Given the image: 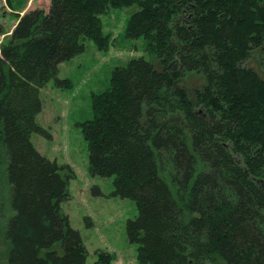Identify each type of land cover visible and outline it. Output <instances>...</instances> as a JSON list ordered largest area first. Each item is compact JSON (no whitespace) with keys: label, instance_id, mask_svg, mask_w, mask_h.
<instances>
[{"label":"trees","instance_id":"obj_1","mask_svg":"<svg viewBox=\"0 0 264 264\" xmlns=\"http://www.w3.org/2000/svg\"><path fill=\"white\" fill-rule=\"evenodd\" d=\"M132 4L125 36L143 37L158 66L132 57L91 94L93 117L81 123L91 173L135 202L127 231L138 264H264V0H50L18 15L0 43L7 264H86L60 206L68 166L30 138L48 136L36 122L40 88L72 85L58 64L86 38L106 50L99 14ZM254 53L263 74L245 64ZM189 71L205 80L194 100L177 84ZM111 260L100 253L93 264Z\"/></svg>","mask_w":264,"mask_h":264},{"label":"rangeland","instance_id":"obj_2","mask_svg":"<svg viewBox=\"0 0 264 264\" xmlns=\"http://www.w3.org/2000/svg\"><path fill=\"white\" fill-rule=\"evenodd\" d=\"M50 0H0V43L5 41L18 15L34 8L48 10ZM138 9L136 4L110 7L99 14L102 31L110 37L106 50L97 48L93 40L84 39V49L70 59L58 64V77L71 80L70 87H58L54 79L39 90L41 111L36 122L43 126L48 136L31 134L35 148L59 165H66L70 176L67 182L68 196L61 203L71 227L77 229L87 249L86 264H93L100 253L112 256L110 264H138L137 244L127 231V222L138 215L135 202L113 195L112 176L93 175L88 163L87 142L81 131V123L91 119V94L105 90L113 68L123 66L132 57L143 56L158 62L151 56L143 37L125 36V26L130 15ZM245 64L263 74L259 55L254 53ZM200 72L185 73L177 84L194 100L195 90L204 84ZM97 186L98 194L92 192ZM9 186L4 167L0 166V264H7L8 243L4 235L7 220L12 215L9 204ZM59 243L53 248L59 249ZM205 264H211L207 262Z\"/></svg>","mask_w":264,"mask_h":264}]
</instances>
